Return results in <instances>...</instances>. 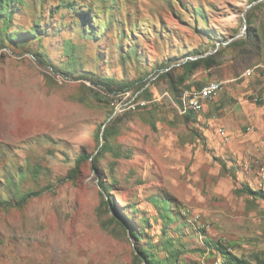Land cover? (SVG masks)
<instances>
[{
  "label": "rangeland",
  "instance_id": "rangeland-1",
  "mask_svg": "<svg viewBox=\"0 0 264 264\" xmlns=\"http://www.w3.org/2000/svg\"><path fill=\"white\" fill-rule=\"evenodd\" d=\"M20 8L0 19V200L41 194L0 207V264H215L221 244L264 264V0ZM197 51L215 64L185 91L223 88L187 121L158 72Z\"/></svg>",
  "mask_w": 264,
  "mask_h": 264
},
{
  "label": "trees",
  "instance_id": "trees-1",
  "mask_svg": "<svg viewBox=\"0 0 264 264\" xmlns=\"http://www.w3.org/2000/svg\"><path fill=\"white\" fill-rule=\"evenodd\" d=\"M24 2H25V0H0V19H2L5 22L7 28L12 23L13 15L19 12V10L21 9L20 7L23 6ZM250 30H251V28H248V30L246 31V36L247 37L253 35ZM7 32L8 31H6V35L4 36V38H6L7 41H9L10 43H15L16 40H18V38L14 37L12 35L13 34L12 32H8V33ZM236 42L237 41H232V42H229L228 44H237ZM218 51L219 50H216V52H218ZM197 53L202 55L198 51H197ZM33 54L36 56V58L38 60H39V57H40V61L44 62V60L41 59V55H40L39 52H34ZM214 64H215L214 57L211 54L202 55V56L196 57L194 59L187 58L184 61H182L181 63H179L178 65H176L175 67L174 66L170 67L171 65H167V66L162 67V69H159L158 77L161 76V75H165V76L169 77L171 93H172V95L174 97V100L178 104H182L183 105L182 97H183V93L185 91V88L187 86L185 84L187 82V80L201 66H204L205 68H210ZM176 67H179L181 69V75L178 78H176V77H174L172 75L173 69H175ZM60 72L63 73V74H66L63 71H60ZM95 84H99V82H96ZM133 84H134V82H133ZM133 84H131V83L130 84H126V85H124V86H122L120 88H111V87H109V89L111 90V92H116L118 90H120V91L123 90L122 92H125V91H127L126 88L131 87ZM202 85H203V83H202ZM144 92L145 91H143L141 94H138L137 98H139V99H142V98L143 99H147L146 98L147 96L144 94ZM114 98H115V96H114ZM195 113H196V111L194 109L187 108L185 110L184 117H185V119L187 121L193 120V119L196 118L195 117ZM100 135H101V132L99 131L97 133V137L99 138ZM104 149H105V146H104ZM101 151H103V149ZM89 158H91V156H88V155H85V154L79 155L76 158L75 167L70 171L68 177L74 178L76 176L77 169L79 168L81 162L83 160L89 159ZM96 159H97V157L95 158V160ZM223 168L225 170H227L225 165H223ZM230 175L233 176V177L236 176L234 171H230ZM101 185H102V187L105 188L103 183H101ZM247 190H248V192L253 193V194H257L259 192V191H254V190H252L250 188H248ZM39 194H41V191H28L26 193H23V195L21 196V198L18 200L17 203L0 200V207L8 208L10 206H14L15 204L20 205V204L25 203L26 201H28L30 198H32V197H34L36 195H39ZM131 232L133 234H137L138 235L137 231H135L133 229H132ZM219 246H220L219 250L221 251L220 253H222V255L224 257V258L223 257L222 258L228 264H253L249 260H246V259H244L242 257H239L238 255H236L232 251H229L228 250L229 249L228 246L223 245V244H221ZM142 254H144L143 255L144 256V260L147 262V264H161V261L156 259L154 257V255L152 253H150L149 251H144V252H142Z\"/></svg>",
  "mask_w": 264,
  "mask_h": 264
},
{
  "label": "bare ground",
  "instance_id": "bare-ground-1",
  "mask_svg": "<svg viewBox=\"0 0 264 264\" xmlns=\"http://www.w3.org/2000/svg\"><path fill=\"white\" fill-rule=\"evenodd\" d=\"M204 86H210V91L209 92H203V87ZM223 88V82L222 81H211L208 83H205L201 85L198 88H193V89H187L184 92V97H183V109L184 111L187 108H191L196 110H200L203 108L204 104L208 102L209 100L215 98V96L218 94L220 90ZM148 104V102L144 99H139L137 97L131 98L129 102H126L125 106L126 109L129 110H137L139 108H143ZM264 172V171H263ZM219 264H228L226 261L218 259ZM217 263V260L215 262Z\"/></svg>",
  "mask_w": 264,
  "mask_h": 264
},
{
  "label": "built area",
  "instance_id": "built-area-1",
  "mask_svg": "<svg viewBox=\"0 0 264 264\" xmlns=\"http://www.w3.org/2000/svg\"><path fill=\"white\" fill-rule=\"evenodd\" d=\"M210 89H212V88H210V86H204V87H203V92H209ZM123 93H126V91L123 92ZM112 98L115 99L114 96H112ZM112 98H111V99H112ZM217 263L219 264V261H217Z\"/></svg>",
  "mask_w": 264,
  "mask_h": 264
}]
</instances>
